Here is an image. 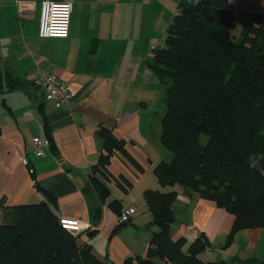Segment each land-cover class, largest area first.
Here are the masks:
<instances>
[{
  "label": "crops",
  "instance_id": "crops-1",
  "mask_svg": "<svg viewBox=\"0 0 264 264\" xmlns=\"http://www.w3.org/2000/svg\"><path fill=\"white\" fill-rule=\"evenodd\" d=\"M20 1L31 7L20 10ZM42 1L73 3L67 38L39 36ZM156 1L0 0V73L27 84L25 90L8 92L0 86V226L10 221L7 213L13 208L43 204L56 218L80 220L85 228L75 234L78 247L89 248L103 264L128 259L142 264L147 258L157 228L144 192L172 189L145 179L152 167L172 158L160 147L165 114L159 115L156 106L163 83L148 61ZM229 1L239 17L232 31L236 37L251 14H264V0ZM178 7L169 9L168 17ZM45 72L55 73L68 87L71 103L57 106L46 98L40 81ZM102 128L125 143L131 158L117 151L109 178L94 170L104 152ZM34 137L43 140L42 157L32 152ZM120 176L132 184L127 193L116 182ZM94 177L110 190L97 213ZM173 189L178 192L173 240L189 237L192 228L210 242L202 260L264 264V228L240 231L230 243L232 214L211 200L190 197L180 186ZM114 201L121 203L122 212L136 208L129 223L119 222Z\"/></svg>",
  "mask_w": 264,
  "mask_h": 264
},
{
  "label": "trees",
  "instance_id": "trees-1",
  "mask_svg": "<svg viewBox=\"0 0 264 264\" xmlns=\"http://www.w3.org/2000/svg\"><path fill=\"white\" fill-rule=\"evenodd\" d=\"M238 19L229 0L194 5L183 0L167 28L165 46L149 62L166 86L160 141L172 153L154 174L161 187L172 189L144 192L157 231L142 264H216L200 258L210 249L205 234L172 239L175 186L235 217L230 243L240 231L264 228V14H251L236 37ZM4 85L7 92L27 86L0 73ZM101 135L104 152L94 170L109 178L117 151L131 158L111 130L102 128ZM93 182L97 213L110 190L97 177ZM116 182L125 193L132 187L123 176ZM112 205L121 215V203ZM8 216L10 221L0 226V264H103L89 248L78 247L75 234L46 205L18 206Z\"/></svg>",
  "mask_w": 264,
  "mask_h": 264
},
{
  "label": "built area",
  "instance_id": "built-area-1",
  "mask_svg": "<svg viewBox=\"0 0 264 264\" xmlns=\"http://www.w3.org/2000/svg\"><path fill=\"white\" fill-rule=\"evenodd\" d=\"M17 5L20 10L31 7V5L22 1L18 2ZM73 9V3L69 1H42L40 5L39 36L42 38H67ZM40 81L47 99L55 101L57 106L71 103L72 93L55 73L45 72L41 74ZM44 148L43 140L40 137L32 139L31 149L36 157L45 155ZM135 212L136 208L134 206L125 209L119 216V222L122 224L128 222ZM59 221L64 229L74 234L80 233L85 228L78 219L63 217ZM188 236L197 238L198 233L190 228Z\"/></svg>",
  "mask_w": 264,
  "mask_h": 264
},
{
  "label": "rangeland",
  "instance_id": "rangeland-1",
  "mask_svg": "<svg viewBox=\"0 0 264 264\" xmlns=\"http://www.w3.org/2000/svg\"><path fill=\"white\" fill-rule=\"evenodd\" d=\"M199 0H186V2H188L189 4H197ZM183 2V0H179V1H175L173 2V0H157L156 4H155V15L154 18L152 17V21H156L155 23V27H156V34L154 37L151 38V51H150V56L148 58V61L151 62L153 60L154 57V52L156 49H160L163 48L165 46V40H166V33H167V29L168 26L171 23L172 17H168V11L170 9V11H174V8H177L179 3L181 4ZM171 8H173V10H171ZM154 19V20H153ZM37 33L39 34V27L37 29ZM37 34V36H38ZM154 49V51L152 52V50ZM159 95V104L158 106H156V111L159 115H164L165 114V109H166V103H165V92H166V86L165 85H161L158 89ZM155 108V107H153ZM164 110V111H163ZM160 147H162V149L165 151L166 156L171 155L172 157V153L167 150L160 142ZM168 158V157H167ZM161 160V159H160ZM156 161V160H155ZM155 164V163H154ZM157 165V164H156ZM155 166V165H154ZM151 178L155 183H158L154 174V167H152L147 175L145 176V179H149Z\"/></svg>",
  "mask_w": 264,
  "mask_h": 264
}]
</instances>
